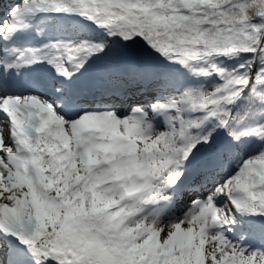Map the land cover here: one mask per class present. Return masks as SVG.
<instances>
[{
	"label": "snow or ice",
	"instance_id": "snow-or-ice-1",
	"mask_svg": "<svg viewBox=\"0 0 264 264\" xmlns=\"http://www.w3.org/2000/svg\"><path fill=\"white\" fill-rule=\"evenodd\" d=\"M0 264H264V0H0Z\"/></svg>",
	"mask_w": 264,
	"mask_h": 264
}]
</instances>
